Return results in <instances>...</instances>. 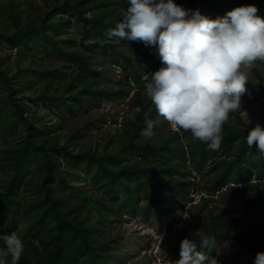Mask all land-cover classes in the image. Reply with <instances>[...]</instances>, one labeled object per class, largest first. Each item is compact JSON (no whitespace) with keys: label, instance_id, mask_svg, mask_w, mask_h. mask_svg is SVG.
Returning <instances> with one entry per match:
<instances>
[{"label":"rangeland","instance_id":"1","mask_svg":"<svg viewBox=\"0 0 264 264\" xmlns=\"http://www.w3.org/2000/svg\"><path fill=\"white\" fill-rule=\"evenodd\" d=\"M73 1V0H70ZM177 0H174L176 2ZM218 2L219 0H211ZM63 2V0H61ZM107 7L97 9L88 15L97 14L107 9L115 10L113 16L120 17L126 9L113 0ZM56 4L55 0H0V34H12L27 26L40 22L42 16ZM190 1H185V9H189ZM197 7L201 14L211 19L218 17L206 8L204 2L196 0ZM232 9L250 5L249 0H228ZM229 7L225 5L223 11ZM220 17V16H219ZM70 23L66 25L59 39L75 40L73 49L79 54L86 56L92 67L101 75H93L86 71L82 65L67 56L56 54L48 42L44 46L33 41L29 47L21 45L14 47L10 44L0 45V64L10 76L18 68L29 70L26 72L28 83L24 89L27 98L23 100L29 105L32 116L36 114L42 124L47 125L51 132L50 142L59 145L67 144L75 152L86 151L96 156L105 154H119L131 161L140 160L144 153L122 152L123 143L127 139L126 132L130 124L136 121L135 110L141 104H150V109L155 107L146 94V85L150 81V75L155 71H147L144 55L155 57L156 48L137 41L138 49H133L128 41L117 37L108 39L100 34H86L70 15H65ZM58 20V18L56 19ZM114 42L115 51L111 53L112 47L103 49L104 43ZM124 56L131 60L135 72L140 75L137 83L123 66ZM60 70V71H56ZM75 79L80 86L88 81L101 90L96 99L84 100L82 104L76 105L71 111L55 102H44L41 96L44 94L62 93L67 86ZM79 88L74 89L73 93ZM124 90V92H120ZM119 92V95H114ZM7 90L0 81V192H2L13 173L12 165L4 159L6 150L18 146L23 142L25 133L20 127L17 133L9 130L7 107H5ZM135 113V118L133 114ZM236 116H239L248 126H255L256 123L264 126V62L257 61L251 69L246 92L242 96V108L230 114L229 121L223 126L236 123ZM154 130L151 137H144L143 141L150 145H160L165 140L175 147H185L192 150L199 142L193 138L190 131H184L170 125L157 113L153 116ZM256 148V146L254 145ZM235 148L232 150L234 153ZM262 155L257 149L248 154L243 163L245 170L251 171L250 177L244 178L243 183H231L217 196L207 195L206 190L216 181L219 172L225 167L224 162L232 161L228 153L219 151L205 165L202 174L192 171L191 183L189 185L188 197L191 202L183 205L181 209H172L173 221L171 228L162 224L154 215L146 218L139 212L127 210L119 213L104 212L109 218L100 236L103 240L112 242L115 249L108 259L110 264H173L180 259V242L189 237L199 244L200 239L205 235H213L216 232L224 231V223L227 221L238 238H246L250 235V243L264 242V207L259 209L247 208L246 202L256 198L260 192L264 197V179L258 180L257 169L263 168ZM30 159L29 189L22 192L24 198L23 214L16 235L20 236L27 250L32 251L35 247L43 250L42 240L48 235L49 224L40 232L31 231L30 228L35 222L36 212H29L31 204L38 199L37 190L40 180V158L32 153ZM60 159V169L67 182L74 188V196H67L63 193L59 180L55 179L54 189L70 206L75 207L82 203L78 189L92 199L104 198V186L102 181H95L94 176L97 168L87 163L75 164L72 161ZM189 168H194L193 161L187 162ZM42 198V197H40ZM147 199L143 195L140 206L145 205ZM228 202V203H226ZM81 217L97 220V216L91 211V206L78 210ZM202 221V222H201ZM203 223V224H202ZM6 222H1L0 217V248H3V238ZM39 230V229H38ZM241 242L237 239L219 241L216 248L206 249L211 256L217 258L220 264H253L256 254L248 253L239 257ZM10 259V257H9Z\"/></svg>","mask_w":264,"mask_h":264},{"label":"trees","instance_id":"2","mask_svg":"<svg viewBox=\"0 0 264 264\" xmlns=\"http://www.w3.org/2000/svg\"><path fill=\"white\" fill-rule=\"evenodd\" d=\"M185 1L177 0L175 3L185 8ZM189 1V9L197 10L196 0ZM202 1L207 9L220 17L232 10L228 0ZM249 1L257 6L259 14L264 17V0ZM55 2L56 4L42 16L39 23L12 34H0V45L29 47L33 41H39L40 44V40L43 39L56 54L73 58L86 71L93 75H101L92 67L86 56L71 50L75 46V40L59 39V36L62 29L70 23V20L65 18V15L70 14L85 35L100 34L108 38L105 34L106 30L115 27L121 16L115 18L113 9L90 16L88 14L93 12L95 7L101 9L107 7L110 2L114 4L115 2L113 0H63V2L55 0ZM116 4L119 7L120 5L123 8L128 7L127 0H119ZM225 5L229 8L223 11ZM126 41L133 49L139 48L136 44L138 40ZM41 45L44 46V42H41ZM107 47H112L111 53L115 51L113 40L104 43L103 49L106 50ZM143 55L147 71H157L162 66L158 55L150 57L146 56L145 52ZM122 63L126 73L139 83L140 75L135 72L131 60L124 56ZM27 69L18 68L10 76V73L0 64V81L8 93L4 104L10 118L7 127L12 133H17L18 129L23 127L25 133L23 142L9 148L4 154V159L13 167V173L4 190L0 192V217L1 222H6L4 231L6 235L17 231L20 218L25 211L22 192L28 190L30 186V159L33 158V153L40 158L41 173L37 190L38 199L33 201L28 210L31 213L36 212L35 222L30 230L40 232L47 224L50 226L48 235L42 240L43 250L35 247L29 251L25 247L18 264H110L108 259L115 245L99 237L104 226L110 221L104 212L116 214L127 210L133 213L139 212L146 218L154 215L162 224L171 228L173 221L171 210L181 209L184 204L191 202L188 192L191 178H193L192 171L202 174L205 165L220 150L228 153L233 159L231 162H224L225 167L219 172L216 181L206 190L207 195L215 197L231 183L241 184L246 176L252 175L251 171L245 170L243 163L248 154L256 149L254 145L250 149L246 143L248 131L255 126H248L239 116H236V123L225 126L220 147L214 151L208 150L206 144L200 141L192 150L175 147L168 140L160 145H150L148 141H143L144 136L140 135V131L145 127L144 121L146 118L152 120L156 113L155 107L149 108L150 104L138 106L140 112L136 113V121L130 124V129L126 132L127 139L122 148L124 153L125 151L126 153L138 152L139 155L144 153L140 160H128L125 154L121 158L119 154L96 156L86 151L75 152L67 144L59 145L50 142L46 139L51 135L47 125L42 124L36 114L32 116L29 105L23 102L27 98L24 94L28 83L25 77L26 72L29 71ZM77 87L79 89L73 93ZM104 93L105 91L95 87L93 82L86 81L78 86L74 79L64 92L44 94L41 99L44 102L53 101L58 107L63 105L73 111L75 106L82 104L85 99H96L99 94ZM118 93L114 92V95H119ZM27 99L34 101L29 97ZM234 148L236 151L232 153ZM59 157L75 164L87 163L96 166L97 173L94 180L102 181L105 190L104 198L101 200L89 198L78 189L82 203L75 207L70 206L56 193L53 186L55 179H58L65 195H75L74 188L67 182L60 169ZM188 161H193L195 165L193 169L188 167ZM262 162L264 163V155H262ZM256 177L258 180L264 179V167L257 169ZM143 195L147 202L140 206ZM88 206H91V211L97 216V220L93 222L88 216L81 217L77 213L78 210L86 209ZM246 207L253 209L264 207L263 194L258 192L256 198L246 202ZM224 228V231H215L213 235L219 241L239 240L242 244L238 253L239 257L243 254L264 251L262 240L254 244L249 242L250 235L246 238H238L227 221L224 223Z\"/></svg>","mask_w":264,"mask_h":264},{"label":"clouds","instance_id":"3","mask_svg":"<svg viewBox=\"0 0 264 264\" xmlns=\"http://www.w3.org/2000/svg\"><path fill=\"white\" fill-rule=\"evenodd\" d=\"M127 3L106 36L155 46L162 66L150 75L146 94L156 113L173 127L190 131L208 150H217L230 114L242 108L251 69L257 61L264 62V17L254 4L211 19L174 0ZM144 124L140 135L151 137L154 121L146 118ZM246 143L264 154L261 124L248 131ZM3 245L0 264H18L25 250L22 238L6 235ZM216 247L214 235L203 236L199 244L186 237L180 242V259L173 264H220L205 251ZM253 264H264V251L256 253Z\"/></svg>","mask_w":264,"mask_h":264}]
</instances>
